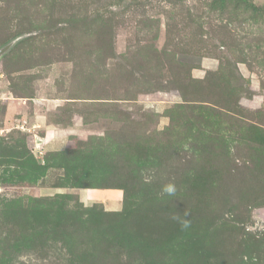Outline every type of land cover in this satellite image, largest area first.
I'll return each mask as SVG.
<instances>
[{
  "label": "rangeland",
  "instance_id": "obj_1",
  "mask_svg": "<svg viewBox=\"0 0 264 264\" xmlns=\"http://www.w3.org/2000/svg\"><path fill=\"white\" fill-rule=\"evenodd\" d=\"M0 264H264V0H0Z\"/></svg>",
  "mask_w": 264,
  "mask_h": 264
},
{
  "label": "clouds",
  "instance_id": "obj_2",
  "mask_svg": "<svg viewBox=\"0 0 264 264\" xmlns=\"http://www.w3.org/2000/svg\"><path fill=\"white\" fill-rule=\"evenodd\" d=\"M177 192L176 185L174 183L166 184L162 189V194H166L168 196H175ZM187 216V213L184 214ZM178 216H173V219H178ZM190 226V222L187 219L181 220V227L187 229Z\"/></svg>",
  "mask_w": 264,
  "mask_h": 264
}]
</instances>
